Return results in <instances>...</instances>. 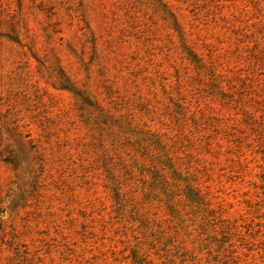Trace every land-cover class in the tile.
I'll list each match as a JSON object with an SVG mask.
<instances>
[{"label": "rangeland", "instance_id": "374dc122", "mask_svg": "<svg viewBox=\"0 0 264 264\" xmlns=\"http://www.w3.org/2000/svg\"><path fill=\"white\" fill-rule=\"evenodd\" d=\"M0 264H264V0H0Z\"/></svg>", "mask_w": 264, "mask_h": 264}]
</instances>
